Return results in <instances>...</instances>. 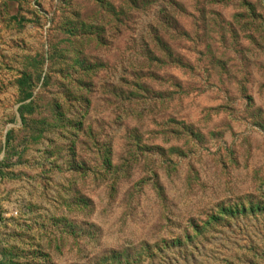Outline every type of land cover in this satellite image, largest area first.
<instances>
[{"label":"rangeland","instance_id":"1","mask_svg":"<svg viewBox=\"0 0 264 264\" xmlns=\"http://www.w3.org/2000/svg\"><path fill=\"white\" fill-rule=\"evenodd\" d=\"M168 1L183 31H198V53L172 45L197 71L161 73L187 95L138 118L119 89ZM125 5L0 0V259L264 264V0ZM170 119L190 137L163 131ZM131 134L145 147L130 149ZM106 146L123 167L113 189Z\"/></svg>","mask_w":264,"mask_h":264},{"label":"trees","instance_id":"2","mask_svg":"<svg viewBox=\"0 0 264 264\" xmlns=\"http://www.w3.org/2000/svg\"><path fill=\"white\" fill-rule=\"evenodd\" d=\"M125 3L126 8L129 9L127 12L132 13L138 11L140 5H151V0H125ZM167 4V9L162 8L160 15H158L155 20L154 26L149 31V41L145 44V48L143 49L142 62L135 67L133 65L131 68L133 72L131 74L132 81L128 82L125 79L122 80V86L119 89L117 99L120 102L121 110L125 111L129 106H133L134 108V105L135 108H142L137 111L138 118L142 117L143 114L156 116L163 107L175 101V98L179 99L182 95H187L184 91L185 88L178 81L169 78L166 83L161 82V73L165 74L171 70H176L189 76H194L197 71V66L193 67L187 63L183 57L175 52L172 45L190 42L193 44V52L198 53V51L196 52V49L199 47L198 31L196 30L197 32H194L192 37L184 32L179 23V19L184 16L182 7L175 1H168ZM124 10L125 9L122 8V11ZM125 15V11L122 12L119 20L124 29L126 28L125 23L127 19ZM205 17V15H201L198 19L193 17L195 19V26L198 25L197 23H203ZM207 49L209 53L210 47ZM153 86L167 88V90H163L164 92H157L153 90ZM245 90L246 88L241 86V91ZM159 126L164 128L163 131L171 130L169 134L175 139L182 138L181 136L183 135H186V138L190 137V135H187L188 129L184 124H179L175 119H170L167 123ZM141 139L142 137L140 135L131 134L129 138L131 142L129 148L134 150L135 144L138 150L141 149V147L144 146L141 145V142H143ZM132 154V158H134V151ZM163 156L170 157L171 153ZM111 157L112 148L110 146L104 147L102 167L105 176L111 175L112 183H110V189H113L116 185L119 170L123 167L113 166ZM154 187L161 191L157 175ZM220 211H222V216L233 217V214L228 213V211L227 214L224 210ZM229 220L225 221L229 222ZM0 264H7L6 259H0Z\"/></svg>","mask_w":264,"mask_h":264}]
</instances>
